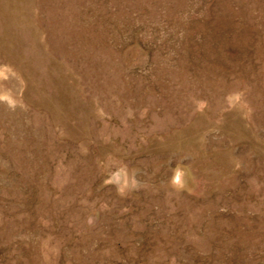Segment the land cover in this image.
Segmentation results:
<instances>
[{"label": "rangeland", "instance_id": "1", "mask_svg": "<svg viewBox=\"0 0 264 264\" xmlns=\"http://www.w3.org/2000/svg\"><path fill=\"white\" fill-rule=\"evenodd\" d=\"M0 264H264V0H0Z\"/></svg>", "mask_w": 264, "mask_h": 264}, {"label": "bare ground", "instance_id": "2", "mask_svg": "<svg viewBox=\"0 0 264 264\" xmlns=\"http://www.w3.org/2000/svg\"><path fill=\"white\" fill-rule=\"evenodd\" d=\"M87 140V139H86Z\"/></svg>", "mask_w": 264, "mask_h": 264}]
</instances>
